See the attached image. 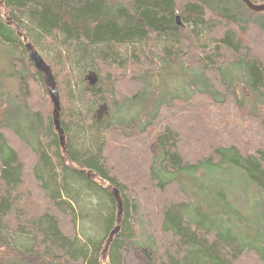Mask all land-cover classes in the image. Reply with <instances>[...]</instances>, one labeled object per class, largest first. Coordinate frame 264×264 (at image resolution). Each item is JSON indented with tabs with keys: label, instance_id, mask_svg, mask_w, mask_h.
I'll return each instance as SVG.
<instances>
[{
	"label": "trees",
	"instance_id": "trees-1",
	"mask_svg": "<svg viewBox=\"0 0 264 264\" xmlns=\"http://www.w3.org/2000/svg\"><path fill=\"white\" fill-rule=\"evenodd\" d=\"M0 43L18 90L0 101V264H264V209L211 199L212 219L171 178L235 169L264 201L263 15L240 0H4ZM26 44L56 57L63 143ZM172 69L196 72L188 97L153 89Z\"/></svg>",
	"mask_w": 264,
	"mask_h": 264
},
{
	"label": "rangeland",
	"instance_id": "rangeland-1",
	"mask_svg": "<svg viewBox=\"0 0 264 264\" xmlns=\"http://www.w3.org/2000/svg\"><path fill=\"white\" fill-rule=\"evenodd\" d=\"M3 1L4 0H0V5ZM258 14L264 16V13ZM24 35L25 32L21 34V37ZM39 49L37 51L39 52L45 63L47 65L49 64L52 70H55L54 68L57 65L56 57L51 54L50 51H44L41 48ZM11 54V49L7 46L5 47L3 44L0 43V101L2 100L4 94L10 95L11 98L15 101V97H17L18 90L16 81L13 77H10V74L12 72V61H9L8 56ZM13 59H15V57H12V60ZM162 69L166 70L168 68L164 66ZM164 70H159V72L152 77L154 82L153 89H158L159 95L163 99H167L168 96H171L173 94L179 96L182 95V97L184 98L188 97L189 95H186L190 93V89L187 91V88L185 87L191 85V82L196 81V72H191L188 70H184L182 72L180 70L175 71L172 69L169 73L168 70ZM89 81L91 80L89 79ZM15 101H13L11 103V106L7 108L8 117H14L16 108L18 107V104ZM124 115L125 112L123 111L120 116ZM171 178H178L183 187L188 189L192 193L191 195H197L199 197L198 201H200L198 203H202L203 205V213L212 219H214V214L217 209H210L209 205L210 203L212 204L211 199L214 201L215 206L220 207L218 209L219 212H222V210L226 209L221 204V201L225 202L226 206L230 210L234 209L239 212L243 211L246 214H248L244 209L246 208V200H248L251 208L255 207L259 210L264 209V201L262 197L258 195V192L255 187H253V185H249L245 177L239 172H237L235 169L230 170L228 168L226 169V167H223V170L220 171L218 169H201L197 172H194L193 174H180L176 177ZM244 218V224L246 222L248 225L245 228V231L249 235L253 236L255 232V227L253 226L252 221H254V219L249 215L244 216ZM143 231L145 233L146 229H144ZM137 232V238H142V234L139 229ZM101 261L102 264H107L108 260L105 254L103 255Z\"/></svg>",
	"mask_w": 264,
	"mask_h": 264
},
{
	"label": "water",
	"instance_id": "water-1",
	"mask_svg": "<svg viewBox=\"0 0 264 264\" xmlns=\"http://www.w3.org/2000/svg\"><path fill=\"white\" fill-rule=\"evenodd\" d=\"M246 7L253 13H264V4L255 5L250 0H240ZM27 51L29 52V59L35 70L43 74L45 82L48 87V95L51 103L53 104V123L55 131L60 136L61 142L64 141V134L60 123L61 113V99L56 87L55 79L52 70L49 65L45 63L38 51L33 49L30 44H26ZM118 199V198H117ZM119 204V210L122 211L121 203Z\"/></svg>",
	"mask_w": 264,
	"mask_h": 264
},
{
	"label": "bare ground",
	"instance_id": "bare-ground-1",
	"mask_svg": "<svg viewBox=\"0 0 264 264\" xmlns=\"http://www.w3.org/2000/svg\"><path fill=\"white\" fill-rule=\"evenodd\" d=\"M53 73V72H52ZM57 87V86H56Z\"/></svg>",
	"mask_w": 264,
	"mask_h": 264
}]
</instances>
